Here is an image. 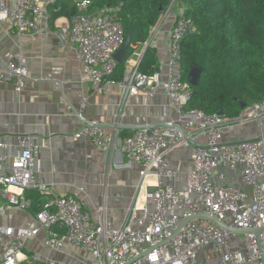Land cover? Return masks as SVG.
<instances>
[{"label": "built area", "instance_id": "1", "mask_svg": "<svg viewBox=\"0 0 264 264\" xmlns=\"http://www.w3.org/2000/svg\"><path fill=\"white\" fill-rule=\"evenodd\" d=\"M58 1L72 2L79 10L71 21H55L54 33L62 49L74 52L95 93L119 86L124 107L133 95L144 93L152 99L163 92L170 98L173 115L163 126H146L121 139L119 121L109 131L97 120L83 119L82 109L68 104V115L85 120L74 134L76 140L89 139L105 155L118 151L141 166L136 200L143 193L144 204L139 207L136 203L120 228L108 219L106 205L93 212L85 208L88 196L83 188L72 195H59L53 185L36 180L42 173L36 135L16 137L9 168L4 150L11 152L13 147L0 142V197L22 211L33 207L28 191L47 198L36 215L39 228L0 227V264H21L23 239L37 237L41 229L49 232L51 249L79 247L93 257L90 264H264V99L232 119L188 109L192 90L183 80L180 48L193 26L184 11L178 13L170 32L166 80L160 72L149 75L139 67L125 69L121 81L113 78L118 67L115 57L125 44L126 32L115 11L92 14L94 0H0V24L18 37L47 38L50 31L43 22L53 21L47 7ZM28 69V59L20 55L0 71V82L13 85L21 94ZM251 121L258 125L257 139L226 142L229 128ZM178 148H193V169L180 188L181 178L169 160ZM149 178L155 179L153 189L146 184ZM54 227L68 232L58 234ZM202 255L205 260L200 259ZM44 264L60 263L51 260Z\"/></svg>", "mask_w": 264, "mask_h": 264}, {"label": "crops", "instance_id": "2", "mask_svg": "<svg viewBox=\"0 0 264 264\" xmlns=\"http://www.w3.org/2000/svg\"><path fill=\"white\" fill-rule=\"evenodd\" d=\"M46 1V0H45ZM57 7L48 6L53 15V21L43 22V27L50 31L49 37L38 36L32 39L28 36L18 37L10 33V28L0 24V71L5 65L15 62L20 56L29 61L28 79L25 90L19 94L13 85L0 82V142L13 147L4 150L8 157L5 162L11 167L16 153V137L23 134L36 135L41 145L42 173L36 177L40 183L54 186L59 195H72L78 188H83L87 194L85 208L93 212L102 205L108 209V219L116 228H120L132 207L136 203L144 204L143 193L138 200L137 187L140 185V169L137 163L113 151L107 156L102 153L89 139L76 140L75 132L84 121L97 120L107 126L109 131L119 121L118 135L121 139L132 136L146 126H163L173 115L171 101L167 94L158 92L152 99L146 94L133 95L122 107V89L114 86L109 92L95 93L93 83L83 71L74 52L60 47L54 33L55 21L63 23L71 21L79 10L72 2L59 1ZM166 17H162L151 30L150 39L141 45H131L123 62L118 64L113 78L121 81L125 69L140 67L147 51H152L156 57L154 72H160L163 80L167 79V65L170 58V32L179 12L184 5L178 3ZM61 11V13H60ZM105 10L94 9L92 14ZM119 66L123 69L122 73ZM116 77L118 79H116ZM49 79V80H44ZM68 104L75 109H82L84 121L68 115ZM253 132L241 127L229 128L226 132L227 143L255 140L259 137L258 125ZM242 135L243 138L239 139ZM201 140H199L200 142ZM193 148H178L171 152L169 160L177 170L181 181L180 188L185 183L186 175L193 169ZM154 178L146 180L153 189ZM33 201V207L22 211L8 205L0 197V227L37 229L39 222L37 213L46 201L34 191H28ZM40 205V206H39ZM139 212H137V215ZM58 234H66V229L54 227ZM49 232L41 229L37 237L23 239L24 254L21 264H44L56 261L60 264H90L91 254L81 248L66 245L62 251H55L48 245Z\"/></svg>", "mask_w": 264, "mask_h": 264}, {"label": "trees", "instance_id": "3", "mask_svg": "<svg viewBox=\"0 0 264 264\" xmlns=\"http://www.w3.org/2000/svg\"><path fill=\"white\" fill-rule=\"evenodd\" d=\"M174 1L184 5L193 26L180 48L183 80L187 81L193 66L202 70L199 85L191 87L188 109L232 119L244 112L243 105L249 108L262 101L264 0H94L91 11H115L126 36L132 37L131 45L138 46L150 39L152 28ZM156 63L153 52L147 51L139 70L152 75ZM119 68L122 73L123 67Z\"/></svg>", "mask_w": 264, "mask_h": 264}, {"label": "water", "instance_id": "4", "mask_svg": "<svg viewBox=\"0 0 264 264\" xmlns=\"http://www.w3.org/2000/svg\"><path fill=\"white\" fill-rule=\"evenodd\" d=\"M131 44H132V37L130 34H127L125 44L123 45V47L120 49V51L117 53L115 57L118 64H121L123 62V59L125 58L126 53L128 49L130 48ZM201 76H202L201 68L197 66H193L187 77V82L190 84L191 87H197L200 83ZM242 108L243 110H245L247 107L246 105H243ZM219 115L222 116L223 114L219 113ZM233 232L234 233H245L246 231H233Z\"/></svg>", "mask_w": 264, "mask_h": 264}, {"label": "rangeland", "instance_id": "5", "mask_svg": "<svg viewBox=\"0 0 264 264\" xmlns=\"http://www.w3.org/2000/svg\"><path fill=\"white\" fill-rule=\"evenodd\" d=\"M176 4H177V3H175L174 6H175ZM174 6H173V8H174ZM245 128H248V130L251 132V134H252V132H253V134H254V131H256V125H255L254 123H251V124L248 123V124L245 126ZM255 134H257V131H256ZM255 134L252 135V136H255ZM242 138H243V136L240 135V136H239V139H242ZM200 259L205 260L206 258L202 255Z\"/></svg>", "mask_w": 264, "mask_h": 264}]
</instances>
